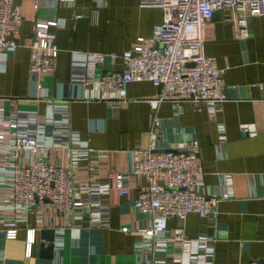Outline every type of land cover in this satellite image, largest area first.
I'll return each mask as SVG.
<instances>
[{
    "label": "crops",
    "instance_id": "crops-1",
    "mask_svg": "<svg viewBox=\"0 0 264 264\" xmlns=\"http://www.w3.org/2000/svg\"><path fill=\"white\" fill-rule=\"evenodd\" d=\"M14 1L20 22L16 47L0 63V114L24 111L42 123L44 100H68V129L78 134L81 146L105 151L97 182L100 200L108 205V226L73 227L62 212L41 209L42 222H35L34 214L28 215L17 225L14 239H4L0 226V264H147L150 254L136 247L141 239L137 231L147 226V219L132 206L145 187L144 180L128 177L127 194L118 196L113 179L105 175H126L131 159L138 158L139 150L147 145L153 115L159 120L156 150L183 151L196 139L202 174L195 179L193 189L219 198L214 215L188 213L182 221L169 218L166 234L182 227L189 238L212 237L213 264L264 263V16L247 20L244 38L234 37L231 24L224 20L230 15L226 8L214 11L203 26V52L213 57L221 70L225 95L212 122L201 103L196 110L182 102L178 113L168 101L150 109L145 100L155 97L159 89L146 81L127 83L124 99L117 103L114 95L100 92L95 83L71 86L79 80L83 53L104 55L93 70L97 80L104 72L121 69L120 59L111 61L108 54L119 56L138 44V38L151 44V28L161 19L160 8L139 7L137 0H74L72 6L60 2L50 5L52 0H38L36 6L33 0ZM55 18L62 20L61 26L48 29L57 48L55 68L51 73L32 76L28 61L33 20ZM217 123L223 127V140L219 139ZM242 126L250 127L252 133H243ZM48 158L67 167L60 150H51ZM85 168L80 162L73 174L84 179ZM122 225L129 230L120 231ZM30 227L34 241L26 257L24 235ZM44 229L52 231L50 251L40 233Z\"/></svg>",
    "mask_w": 264,
    "mask_h": 264
},
{
    "label": "built area",
    "instance_id": "built-area-1",
    "mask_svg": "<svg viewBox=\"0 0 264 264\" xmlns=\"http://www.w3.org/2000/svg\"><path fill=\"white\" fill-rule=\"evenodd\" d=\"M38 0H33L34 6ZM73 5L74 0H52ZM139 7H156L162 11L161 19L151 28L152 43L138 38V44L119 56L108 54L112 61L118 57L121 69L104 72L97 80L93 70L104 55L85 52L79 66L81 74L71 86L81 87L95 83L100 92L111 93L114 102L122 101L125 85L146 81L159 91L145 100L155 110L162 101L173 104L178 113L182 102L197 110L204 106L208 120L215 121L219 105L224 100L220 72L215 60L203 52V26L214 11L230 10L224 20L232 26L236 38L247 35V20L264 16V0H137ZM20 12L14 0H0V63L4 55L15 49V35ZM61 19L33 20V39L29 44L28 72L51 73L55 68L57 48L49 27L61 26ZM72 68L75 63H72ZM67 101L48 99L45 102L43 122L36 115L18 111L10 116L0 114V226L6 240L14 239L17 225L34 214L35 222H42L41 209H52L64 214L71 226H108V205L99 197L97 171L104 150L81 146L78 134L67 127ZM112 106L115 104L112 103ZM55 115L58 117L55 118ZM158 118L153 115L148 130L147 145L139 150V157L131 159L128 171L106 173L113 179L118 196L127 194L128 177L142 178L145 187L132 201L135 211L145 215L147 226L139 231L136 243L140 251H148L147 264H213L214 239L207 235L187 237L182 227L166 234L167 220H184L188 213L198 217L215 214L216 196H204L193 189L195 179L201 176L198 142L192 139L183 151H157ZM219 139L223 140V127L217 123ZM243 133H252L247 126ZM51 150L62 151L67 167L53 164L48 158ZM23 161H25L23 163ZM85 163L87 177L80 179L73 171ZM228 182V181H227ZM228 195V193H226ZM126 232L128 226L118 228ZM34 241V229L26 228L23 255L29 256ZM54 242V241H53ZM164 254H168L165 257ZM238 264H264L249 261Z\"/></svg>",
    "mask_w": 264,
    "mask_h": 264
},
{
    "label": "water",
    "instance_id": "water-1",
    "mask_svg": "<svg viewBox=\"0 0 264 264\" xmlns=\"http://www.w3.org/2000/svg\"><path fill=\"white\" fill-rule=\"evenodd\" d=\"M164 151H171V150H166L165 149ZM40 233L44 235L43 240L46 241V245H45L46 250L50 251V249L52 248V243H51V241H52V235H51L52 231L49 230V229H44Z\"/></svg>",
    "mask_w": 264,
    "mask_h": 264
}]
</instances>
